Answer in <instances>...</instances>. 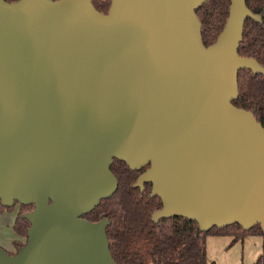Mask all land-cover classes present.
I'll list each match as a JSON object with an SVG mask.
<instances>
[{
    "label": "water",
    "instance_id": "obj_1",
    "mask_svg": "<svg viewBox=\"0 0 264 264\" xmlns=\"http://www.w3.org/2000/svg\"><path fill=\"white\" fill-rule=\"evenodd\" d=\"M0 0V204L32 205L15 255L0 264H116L107 219L82 218L111 197L114 160L146 168L161 208L201 232L234 224L264 236V128L232 104L245 0L205 47L207 0Z\"/></svg>",
    "mask_w": 264,
    "mask_h": 264
},
{
    "label": "trees",
    "instance_id": "obj_2",
    "mask_svg": "<svg viewBox=\"0 0 264 264\" xmlns=\"http://www.w3.org/2000/svg\"><path fill=\"white\" fill-rule=\"evenodd\" d=\"M5 1L12 3L17 0ZM92 4L99 13L105 14L111 0H93ZM245 4L259 20H245L238 55L253 59L264 68V0H245ZM229 6L230 0H207L195 11L205 47L216 42L226 24ZM237 83L238 97L232 104L251 112L264 128V75L241 70L237 74ZM110 171L117 179L116 191L82 218L92 223L102 219L109 221L106 236L110 255L116 264H209L207 236H229L231 243H235L247 235L263 238L262 251L254 264H264V236L259 225L248 231L234 224L201 232L196 222L181 217L152 222L151 215L161 208V201L150 196V185L144 184L142 191L134 187L142 170L132 171L125 163L114 160ZM20 208L13 230L18 237L26 238L30 225L21 216L33 206L20 205ZM11 209L0 204V213ZM13 245L17 250L22 247L18 241Z\"/></svg>",
    "mask_w": 264,
    "mask_h": 264
},
{
    "label": "rangeland",
    "instance_id": "obj_3",
    "mask_svg": "<svg viewBox=\"0 0 264 264\" xmlns=\"http://www.w3.org/2000/svg\"><path fill=\"white\" fill-rule=\"evenodd\" d=\"M21 208L15 206L11 211L0 213V247L7 252L17 251L14 241L22 246L26 242L25 237H18L13 230V225ZM33 210L24 211L28 213ZM23 215V214H22ZM229 236H207L206 252L209 264H254L262 251L263 238L256 235H247L242 240L231 243ZM14 247V248H13Z\"/></svg>",
    "mask_w": 264,
    "mask_h": 264
},
{
    "label": "flooded vegetation",
    "instance_id": "obj_4",
    "mask_svg": "<svg viewBox=\"0 0 264 264\" xmlns=\"http://www.w3.org/2000/svg\"><path fill=\"white\" fill-rule=\"evenodd\" d=\"M146 168H144V169H142V171L140 172V174L145 170ZM148 185H150V188H151V184H148ZM15 206H18V207H20V205L18 204V203H15V205L13 206V207H15ZM13 207H11V208H13ZM7 252V251H6ZM18 252V250L17 251H14V249H13V251L11 252H7V254L9 255V256H12V255H15L16 253Z\"/></svg>",
    "mask_w": 264,
    "mask_h": 264
},
{
    "label": "crops",
    "instance_id": "obj_5",
    "mask_svg": "<svg viewBox=\"0 0 264 264\" xmlns=\"http://www.w3.org/2000/svg\"><path fill=\"white\" fill-rule=\"evenodd\" d=\"M1 248V247H0ZM14 248V247H13ZM12 252V251H11Z\"/></svg>",
    "mask_w": 264,
    "mask_h": 264
}]
</instances>
